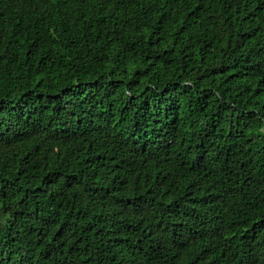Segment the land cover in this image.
Masks as SVG:
<instances>
[{
	"label": "trees",
	"instance_id": "1",
	"mask_svg": "<svg viewBox=\"0 0 264 264\" xmlns=\"http://www.w3.org/2000/svg\"><path fill=\"white\" fill-rule=\"evenodd\" d=\"M0 264H264V0H0Z\"/></svg>",
	"mask_w": 264,
	"mask_h": 264
},
{
	"label": "rangeland",
	"instance_id": "2",
	"mask_svg": "<svg viewBox=\"0 0 264 264\" xmlns=\"http://www.w3.org/2000/svg\"><path fill=\"white\" fill-rule=\"evenodd\" d=\"M4 211H6V210H4Z\"/></svg>",
	"mask_w": 264,
	"mask_h": 264
}]
</instances>
